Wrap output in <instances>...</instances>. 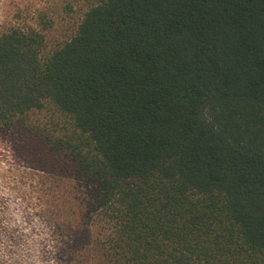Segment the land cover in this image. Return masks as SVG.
Returning <instances> with one entry per match:
<instances>
[{"label":"trees","instance_id":"16d2710c","mask_svg":"<svg viewBox=\"0 0 264 264\" xmlns=\"http://www.w3.org/2000/svg\"><path fill=\"white\" fill-rule=\"evenodd\" d=\"M75 3L63 39L0 33V136L46 154L55 257L264 264V0Z\"/></svg>","mask_w":264,"mask_h":264},{"label":"rangeland","instance_id":"374dc122","mask_svg":"<svg viewBox=\"0 0 264 264\" xmlns=\"http://www.w3.org/2000/svg\"><path fill=\"white\" fill-rule=\"evenodd\" d=\"M75 4V0H0V33L12 25L42 29L45 15L56 24L48 32L49 40L63 39L77 17ZM22 129L0 136V264H65L55 257L53 229L45 215L43 182L51 169L44 151Z\"/></svg>","mask_w":264,"mask_h":264}]
</instances>
